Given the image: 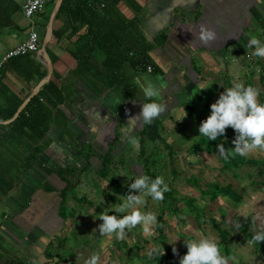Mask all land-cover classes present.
<instances>
[{
    "label": "crops",
    "instance_id": "1",
    "mask_svg": "<svg viewBox=\"0 0 264 264\" xmlns=\"http://www.w3.org/2000/svg\"><path fill=\"white\" fill-rule=\"evenodd\" d=\"M25 2L0 0V62L28 36ZM54 4L55 0L34 18L41 42ZM95 5L105 15L108 30L115 29L110 48L117 52L118 46L112 40L122 38L119 50L124 55L133 49L145 52L154 72H139L124 65L120 70L125 75L121 87L114 71L106 68L115 70L114 64L119 62L106 61V54L99 49L90 60V71H82L73 53L88 49V25L71 23L67 10L60 7L45 51L53 65L50 81L66 98V105L58 107L67 121L65 126L64 118L57 117L58 123L47 133L51 144L40 162L30 166L28 157L35 143L13 126L1 125L14 122L6 123L13 117L3 119L31 96L46 78L47 69L36 54L31 57L39 67L29 77L2 71L0 182L15 185L7 195L0 193V264L28 262L29 258H20L21 252L32 254L39 247H45L44 254L52 239L63 232L70 202L81 196L88 198V193L93 192L91 187L97 189L96 182H108L111 172L117 176L116 166H126L125 160L134 149L151 146L159 138L164 139L161 134L179 129L177 124L169 125V118L182 119L187 107L192 106L195 111L183 124L189 122V128L197 127L194 122L206 114L201 105L214 102L225 87L231 86L230 77L242 70L240 61L250 56L251 50L244 46L249 35L264 38V0H117L115 4ZM129 21L132 25L123 31ZM200 25L213 28L217 39L206 45L198 37L193 40L190 28L198 30ZM145 77L160 85L159 101L167 105L166 110L151 123L129 121L130 116L141 111L144 97L136 81ZM104 166L109 173L99 177ZM61 169L67 171L62 173L64 181L78 182L66 193L65 217L60 214L61 193L66 186L57 174Z\"/></svg>",
    "mask_w": 264,
    "mask_h": 264
},
{
    "label": "rangeland",
    "instance_id": "2",
    "mask_svg": "<svg viewBox=\"0 0 264 264\" xmlns=\"http://www.w3.org/2000/svg\"><path fill=\"white\" fill-rule=\"evenodd\" d=\"M243 60L240 61L242 70L235 72L230 80L232 83L243 81L246 85L258 87L261 91L259 99L264 102V58L249 56ZM211 103L201 105L206 114L194 122L198 123L197 127L189 128V122L183 124L185 119L191 117L185 109L182 119L179 116L167 120L169 125L182 127L180 131V128L176 131L171 128L172 132L161 134L164 139L159 138L151 146L131 151L133 153L125 160L126 166L124 163L123 167L116 166L123 194H116V185L110 179L102 184L95 183L97 193V189L91 187L93 192L88 193V198L81 196V201H71L63 232L52 239L44 254L42 249L45 247H39L32 254L22 251L20 258L30 259L23 264H65L62 260L85 264L93 253L99 254L98 264H150L153 258L147 255L149 249L155 248L157 254L167 247L173 253L175 244L178 251L173 255L180 259L187 248L185 238L204 235L214 237L221 245V252L228 257V264H264V241L252 240L255 232L264 230V149H256L243 156L245 161L254 160L259 165L250 167L246 164L236 169L225 168L220 156L208 153L205 147L199 146L192 151L191 147L200 140L199 125L210 114ZM232 146L235 147L234 144ZM143 173L154 178L158 175L164 177L169 185L166 192L175 200L171 209H165L164 201L145 196V203L137 207L141 211L156 212L158 225L152 235L144 233L139 225L122 240L116 239L114 234L101 235L98 226L102 219L98 216L103 212L114 214V208L125 199L124 195L129 191H138L129 189L128 185L135 175ZM110 177H115L113 172ZM189 178H193L197 185L189 184ZM211 184H231L241 196V201L233 202L222 196L211 200L199 190ZM215 224L226 230V246L221 243ZM237 224L239 227H236Z\"/></svg>",
    "mask_w": 264,
    "mask_h": 264
},
{
    "label": "clouds",
    "instance_id": "3",
    "mask_svg": "<svg viewBox=\"0 0 264 264\" xmlns=\"http://www.w3.org/2000/svg\"><path fill=\"white\" fill-rule=\"evenodd\" d=\"M190 29L195 37L193 40L198 37L199 42L205 45L217 39L216 31L206 25H200L198 30ZM244 46L247 50H251L248 53L250 56L264 58V38L261 35H249ZM148 71H151L150 67ZM136 83L144 99L141 100V111L130 116L129 121L139 119L151 123L167 107L159 101L161 87L148 77L143 81L137 80ZM260 94L258 87L246 85L243 81H234L231 86L225 87V90L211 103V112L200 123L198 136H203L208 141L224 136L226 140V130L230 126L235 132L232 140L235 147L226 148L224 143L217 145L218 154L225 160L233 155L247 156L253 150L264 149V102L260 101ZM128 187L138 191H129L124 195L125 199L114 208V214L103 212L98 216L102 219V223L98 226L101 235L114 234L116 239L122 240L137 225L142 227L144 233L153 234L154 228L158 225L156 212L141 211L137 206L145 203V196L163 201L165 192L169 191V185L165 183L162 175L152 178L143 173L135 175V179ZM119 213L123 215H118ZM236 227H239V224ZM252 240L264 241V230L255 232ZM184 243L187 252L180 256L179 264H228V257L222 254L221 245L214 237L204 235L198 238H185ZM172 251L173 253L178 251L175 244ZM155 254V248L147 252L150 259L154 258ZM99 258L98 253H93L85 260V264H98Z\"/></svg>",
    "mask_w": 264,
    "mask_h": 264
},
{
    "label": "trees",
    "instance_id": "4",
    "mask_svg": "<svg viewBox=\"0 0 264 264\" xmlns=\"http://www.w3.org/2000/svg\"><path fill=\"white\" fill-rule=\"evenodd\" d=\"M54 1V0H53ZM75 2V4H74ZM117 0H92L90 2L89 0H64L61 10H67L68 18L71 23L76 22H83L88 25L87 29V39L85 45L88 46V49L85 51L79 50V53H73L75 59L78 62V66L82 71H90L88 68L90 67V60H93V53L96 49H99L100 51H104L106 54V61H118L119 63H115L114 67L116 66L115 70L110 69L108 67V71H114L115 79L118 81L119 86L122 87V83L125 80V75L120 72V70L123 69L124 65H128L129 67H132L134 70H137V57H146L147 55L145 52H140L136 49H133V51H127L126 55L123 54L122 51L119 50V47L121 45L122 38H118L115 40H112V42L116 43L117 52L110 48L108 44H110V36L114 33L115 29L110 28L108 30V27L105 23V15L102 14V11L97 8L95 4H115ZM72 4H74L72 6ZM135 7V5H133ZM132 25V21H129L127 24H125L122 28L123 31L126 28H129ZM122 31V30H121ZM110 33V34H108ZM165 36H163V39ZM164 41V40H163ZM122 46V45H121ZM32 54L12 58L8 61H6L2 66V71H15L20 75H24L25 77H29L33 72L36 71V69L39 67V63L31 57ZM34 56V55H33ZM148 60V58H147ZM149 61V60H148ZM113 67V68H114ZM1 71V73H2ZM81 71V70H80ZM141 72V71H139ZM145 73V71H142ZM154 72V71H153ZM65 97L62 95L61 90L58 89L52 81H49L47 84H45L37 96L33 97L30 102L26 105L24 110L20 113L18 118L11 124V125H1L2 128H8L9 126H13L15 131L26 135L31 139L32 142L35 143L34 147L30 150V155L28 157V162L30 166H32L35 163H39L40 160L43 157L44 151L49 147L51 144V141L49 140L47 133L49 132L51 126L54 123H58L57 117H63V123L67 121V118L64 116L63 112L59 110V105H66ZM20 104L16 105L9 114L3 119V121L11 119L14 114L16 113L18 107ZM193 105V104H192ZM207 105V104H206ZM189 106L187 107V113L189 115H193L194 107ZM65 125V123H64ZM66 126V125H65ZM235 136L234 130L229 126L226 130V137L225 140L224 136L218 137L217 140L214 141H208L207 138L201 136L200 140L197 142L198 144H195L196 146H192V151L196 150L197 147H205L206 151L210 154L216 153L218 154L217 145L219 143H224L226 148L233 147L232 140ZM167 147H169L166 144ZM170 153L172 154L173 151L170 150ZM219 155V154H218ZM220 156V155H219ZM223 166L227 169H236L239 166L242 165H248L250 167H256L259 165L257 161L254 160H248L245 161L243 156L240 155H233L229 159L225 160L223 157H221ZM62 173H67V171L61 169L57 171L58 176L61 178L63 182L66 183L65 188L63 189L61 193V217H65L63 213V209L66 205V193L68 190L73 189L78 182H69L64 181V178ZM82 173V172H80ZM109 173L108 167L104 166L100 170V177H107ZM150 177L154 178V176L147 174ZM111 183H115L116 189L115 192L118 195L123 194V187L119 183V178L115 176L113 179L110 180ZM187 182L191 185H197L195 184V181L193 178H189ZM15 182H8V183H1L0 182V193L2 195H7L14 187ZM203 195H208L211 200L216 199L219 196L227 197L233 202H240L241 196L237 194V192L232 188V185H226V186H218L217 184H211L207 186L205 189H199ZM84 199V198H83ZM76 201H81L80 199H75ZM164 205L165 209H171L170 207L175 202L174 198H172V195L169 192H165L164 194ZM168 205V206H167ZM198 217V214H197ZM214 222V221H212ZM214 227L219 232V236L221 239V243H223L225 246L227 244L226 236L227 232L226 230L220 228L218 225H214ZM165 250V251H164ZM164 251V253H163ZM187 252V248L183 251L184 255ZM163 253V254H161ZM161 254V256H160ZM65 264H73L67 260H62ZM180 259H177L173 253L170 252V250L165 247L162 251H159L150 264H179Z\"/></svg>",
    "mask_w": 264,
    "mask_h": 264
},
{
    "label": "built area",
    "instance_id": "5",
    "mask_svg": "<svg viewBox=\"0 0 264 264\" xmlns=\"http://www.w3.org/2000/svg\"><path fill=\"white\" fill-rule=\"evenodd\" d=\"M52 1L53 0H26L23 5V13L25 17L29 20L28 36L22 43L14 47L3 57L2 61L0 62V78L2 66L6 61L12 58L26 56L29 54L38 55L42 46V42L37 31V25L34 21V18L38 14L42 13ZM136 62L138 71L152 73L153 66L149 63L146 57H137ZM149 67L151 68L150 72L148 71Z\"/></svg>",
    "mask_w": 264,
    "mask_h": 264
},
{
    "label": "water",
    "instance_id": "6",
    "mask_svg": "<svg viewBox=\"0 0 264 264\" xmlns=\"http://www.w3.org/2000/svg\"><path fill=\"white\" fill-rule=\"evenodd\" d=\"M63 0H55V4H54V8L52 10V13H51V17H50V21H49V24H48V29H47V32H46V35L44 37V40L42 42V46H41V49L38 53V58L40 59V61L45 65L46 69H47V76L45 79H43L37 86L36 88L34 89L33 93L31 94V96L26 100L24 101V103L19 107V109L17 110V112L15 113V115L13 116V118L6 122V123H10V122H13L16 120V118H18V116L20 115V113L24 110V108L26 107V105L30 102V100L37 96L38 93H39V90L45 85L47 84L51 77H52V73H53V65H52V62L51 60L49 59L45 49L47 47V44L48 42L50 41L51 39V36H52V22L54 20V17L55 15L57 14V12L59 11L60 7H61V4H62Z\"/></svg>",
    "mask_w": 264,
    "mask_h": 264
}]
</instances>
